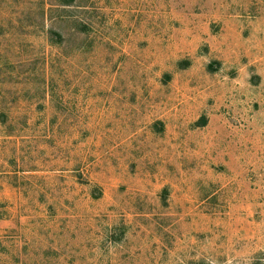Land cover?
Listing matches in <instances>:
<instances>
[{
	"label": "rangeland",
	"instance_id": "1",
	"mask_svg": "<svg viewBox=\"0 0 264 264\" xmlns=\"http://www.w3.org/2000/svg\"><path fill=\"white\" fill-rule=\"evenodd\" d=\"M0 264H264V0H0Z\"/></svg>",
	"mask_w": 264,
	"mask_h": 264
}]
</instances>
